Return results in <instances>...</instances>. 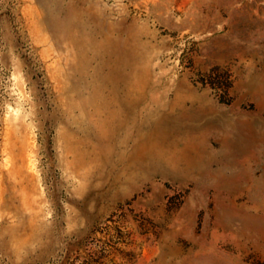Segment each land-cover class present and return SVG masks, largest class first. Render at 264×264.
<instances>
[{
  "label": "rangeland",
  "instance_id": "obj_1",
  "mask_svg": "<svg viewBox=\"0 0 264 264\" xmlns=\"http://www.w3.org/2000/svg\"><path fill=\"white\" fill-rule=\"evenodd\" d=\"M0 264H264V0H0Z\"/></svg>",
  "mask_w": 264,
  "mask_h": 264
}]
</instances>
